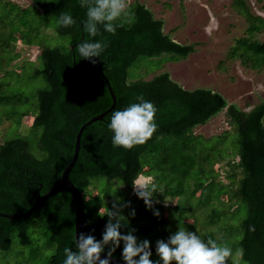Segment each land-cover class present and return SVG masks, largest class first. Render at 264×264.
Wrapping results in <instances>:
<instances>
[{
  "label": "trees",
  "instance_id": "1",
  "mask_svg": "<svg viewBox=\"0 0 264 264\" xmlns=\"http://www.w3.org/2000/svg\"><path fill=\"white\" fill-rule=\"evenodd\" d=\"M2 5L0 72L3 73L18 58V54L11 50L18 34L23 44L40 48L32 77H41L45 87L34 92L36 114L27 134L0 144V212L22 214L38 196L45 194L70 162L79 128L110 107L111 98L99 72H91L98 68L108 80L116 103L103 120L89 124L82 131L78 156L69 174L70 181L82 194L86 234L102 239L108 217L100 214L111 210L114 202L129 205L121 212L125 217L122 234L132 231L138 241L142 234H149L151 228L142 230L140 227L144 219L152 220L153 214L144 211L149 207L135 194L132 184L146 176L158 185L152 204L155 209L150 211L159 213V222L171 221V216L183 220L186 212L193 214L183 204L170 208L164 204L172 183L176 185L172 188L176 198L180 197L184 183L191 197H202L207 195V190L214 189L209 191L206 205L199 207L206 208L204 213L210 221L220 215L226 216L225 211L210 210L213 198L224 207L229 206L225 203L234 201L236 206L231 212L243 216L239 217L236 227L229 224L222 227L218 243H224L226 236L230 237L232 243L229 245L234 250L242 249L243 256L238 260L233 257L228 264H264V102L249 111H242L233 104L227 105L211 90L183 89L166 72L149 80L132 77L129 69L142 58L167 54L174 61L194 52V45L176 43L164 34L163 21L155 19L137 2L129 4V16H122L114 22L120 25L115 34L101 27L100 35L94 38L83 31L87 10L80 6L79 0H33L37 13L32 19L28 17V8H20L10 1ZM232 6L246 17L248 35L264 30V18L250 14L245 0H232ZM62 12H70L76 23L67 28L60 26L58 18ZM48 29L55 35V40L65 38L66 44L50 43L42 33ZM84 40L107 43L101 56L94 58L95 63L76 52L77 45ZM238 46L244 48L243 59L252 61L254 66H264V42L242 38L238 40ZM73 63L76 73L73 72ZM4 87L0 84V104L7 105L15 99L20 104L29 101L16 94L6 96ZM138 95L155 105L157 130L144 144L131 149L116 147L108 127L111 114L138 102ZM223 110L233 128L232 134L226 132L222 136L203 138L193 133L195 127L204 125ZM22 116L20 114L17 127L21 125ZM224 158H229L227 164L231 167V174L226 175L227 184L216 181L213 168ZM237 171L239 177H236ZM98 178L105 179V182L92 181ZM92 187L97 190L95 194L91 193ZM223 197L226 200L223 201ZM184 200L188 202V199ZM133 202L138 205L134 207L142 210L127 217ZM163 206L167 208V215L160 220ZM207 220V226L211 225L212 222ZM184 224L189 226V231L195 232L194 224ZM198 235L205 241L213 236L211 233ZM25 244L32 246V255L37 254L39 248L51 252L44 264H63L64 248L76 250L74 204L68 192L61 191L43 201L28 217H0V251L6 253L12 245L17 248ZM155 246L151 244L152 253L156 252ZM122 250L123 242L112 257L122 259ZM107 252L108 247L103 253Z\"/></svg>",
  "mask_w": 264,
  "mask_h": 264
},
{
  "label": "rangeland",
  "instance_id": "2",
  "mask_svg": "<svg viewBox=\"0 0 264 264\" xmlns=\"http://www.w3.org/2000/svg\"><path fill=\"white\" fill-rule=\"evenodd\" d=\"M7 1L20 8H28L30 19L37 13L33 8V0H0V7H3L2 3ZM41 1L49 2L51 0ZM134 2L147 8L155 19H161L163 33L168 34L174 42L194 45V52L184 59L174 61L170 60L167 54L142 58L139 63L137 62L129 69V74L132 77L149 80L156 74L166 72L169 78L183 89L211 90L213 93L219 94L227 105L233 104L242 111H249L260 102H264V66H254L252 61L243 59L244 48L238 46V40L242 38H247L250 42H264V30L248 35L246 32L248 21L244 15L239 14L233 8L232 0H128L129 4ZM245 4L250 14L264 18V0H245ZM42 33L50 43L54 44L56 41L58 44H66L65 38H56L55 40V35L50 29L43 30ZM11 47V50L18 54V58L12 61L3 73L0 72V84L5 85L3 94L6 96L16 94L17 97L28 98L29 101L20 104L15 99L10 104H0V144L16 138L17 135L27 134L36 114L34 92L45 87V82L41 77H32L33 69L37 66L36 55L40 48L36 45L23 44L18 34ZM31 62L33 64H29ZM20 114H23L21 125L17 127ZM226 132L232 134L233 128L229 124L225 110L213 116L204 125L193 129L195 135H200L203 138L222 136ZM234 160L237 159L234 158ZM228 161L229 158H224L213 167L217 174L216 181L221 184H227L226 175L231 174ZM239 175L240 173L237 171L236 177ZM167 178L169 179L170 176ZM140 179H151V177L141 176ZM92 181L103 184L105 179L98 178ZM175 187L176 185L172 183L164 204L168 205L167 208H170L171 205L183 204L186 209L190 208L189 211H193V214L186 212L183 220L171 216V221L159 222L158 215H155L156 212L150 211L155 209L152 208L153 206L145 209L146 213L153 214V219H149V222L144 219L140 229L151 228L152 230L149 234H142L139 241L147 239L151 244H156L157 240H167L178 228L189 230V226L184 224L188 222L194 224L197 234L211 233L214 236V239L213 236L211 239L218 243L222 237V227L227 224L236 227L239 217L243 216L231 212L233 210L231 208L235 209L236 206L234 201L225 203L226 206L229 205L228 209L213 198L210 210L225 211L226 216L224 218V215H220L216 219L211 218L210 221L208 217L206 218L207 214L204 213L206 208L199 209V207L206 205L209 191L214 189L207 190V195L202 197L197 195L191 197L190 190L184 183V189L179 195L183 199L180 200V197L176 198L172 191V188ZM96 192L97 190L92 187L91 193L95 194ZM184 199H188V202ZM222 200H226V197H223ZM132 206L127 217L135 216L142 210L139 207H134L138 206L137 203L133 202ZM167 208L164 206L161 208L160 220L166 218ZM133 210L134 215L131 214ZM202 214L203 217H201ZM206 220L212 224L207 226ZM225 242L231 244V238L226 236ZM31 251L32 246L27 244L17 248L12 245L8 252L0 251V264H44L45 258L51 253L43 251L42 248H39L35 255H32ZM151 259L154 262L160 260L156 252L152 253ZM234 260H238V256H234Z\"/></svg>",
  "mask_w": 264,
  "mask_h": 264
},
{
  "label": "clouds",
  "instance_id": "3",
  "mask_svg": "<svg viewBox=\"0 0 264 264\" xmlns=\"http://www.w3.org/2000/svg\"><path fill=\"white\" fill-rule=\"evenodd\" d=\"M80 6L86 8V20L83 21V31L90 37L100 35V28L115 34L120 25L114 22L122 16H129L128 0H79ZM76 23L70 12H62L58 24L62 27H71ZM107 48L103 40H84L76 47L80 57L95 63ZM138 102L131 104L123 110L112 112L109 129L113 133L112 143L116 147L131 149L136 145L144 144L157 130L155 105L145 100L143 95L136 97ZM133 190L146 206L152 207L154 194H157L158 185L154 179H137L133 181ZM119 202L113 203V208L106 214L108 222L102 233V239L97 240L92 234H76L74 244L64 248L63 264H110L113 253L123 242L122 259L125 264H228L234 257H242L243 250H234L228 243L207 241L193 231L178 228L167 240L156 241V254L159 261L151 259V243L145 239L138 241L132 231L121 233L125 217L121 214L123 207ZM134 215V210L131 213ZM155 215H159L158 212ZM134 231V230H133ZM108 247L106 258L101 254ZM138 257V259H136Z\"/></svg>",
  "mask_w": 264,
  "mask_h": 264
},
{
  "label": "water",
  "instance_id": "4",
  "mask_svg": "<svg viewBox=\"0 0 264 264\" xmlns=\"http://www.w3.org/2000/svg\"><path fill=\"white\" fill-rule=\"evenodd\" d=\"M70 47L71 50H73L74 46ZM98 71L106 88L109 93V96L111 98V105L110 107L105 110L104 112L93 116L91 119L86 121L82 126L79 128V130L76 133L75 136V141H74V150H73V155L70 160V162L65 166L63 169L60 178L51 186V188L43 195H40L36 198L32 206L24 213L22 214H17V215H12V214H6L0 212V217L1 218H7V219H19L23 217H28L31 215V213L45 200L49 199L53 195L61 192V191H66L69 193V195L72 198L73 204H74V240L76 234L84 233L86 234V215H85V210H84V204H83V199H82V194L78 191V189L73 185V183L69 179V174L76 162L77 156H78V151L80 148V137L82 131L91 123L95 121H101L103 120V117L110 112L113 107L115 106L116 103V98L115 95L110 87V84L108 80L106 79L105 75L103 74L101 69L94 68L91 72ZM73 72H75V65L73 63ZM107 254L102 253L101 258H106ZM110 264H125V262L122 259L112 257Z\"/></svg>",
  "mask_w": 264,
  "mask_h": 264
}]
</instances>
